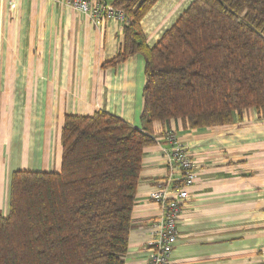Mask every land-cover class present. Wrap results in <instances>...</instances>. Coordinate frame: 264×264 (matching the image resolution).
I'll return each mask as SVG.
<instances>
[{"label": "crops", "instance_id": "1", "mask_svg": "<svg viewBox=\"0 0 264 264\" xmlns=\"http://www.w3.org/2000/svg\"><path fill=\"white\" fill-rule=\"evenodd\" d=\"M191 1L158 0L141 20L147 44ZM122 32V21L96 26L65 0H0V214L8 212L13 171L60 168L66 114L103 110L141 126L143 59L112 62ZM152 130L124 264L146 262L151 223L160 213L149 194L171 165L168 131L184 145L194 171L168 264H264V115L248 108L228 124L156 121Z\"/></svg>", "mask_w": 264, "mask_h": 264}, {"label": "trees", "instance_id": "2", "mask_svg": "<svg viewBox=\"0 0 264 264\" xmlns=\"http://www.w3.org/2000/svg\"><path fill=\"white\" fill-rule=\"evenodd\" d=\"M157 2L113 0L125 22L112 62L143 59L141 126L103 110L66 114L60 168L11 174L0 264H124L153 122L264 115V0H192L150 46L141 20Z\"/></svg>", "mask_w": 264, "mask_h": 264}, {"label": "built area", "instance_id": "3", "mask_svg": "<svg viewBox=\"0 0 264 264\" xmlns=\"http://www.w3.org/2000/svg\"><path fill=\"white\" fill-rule=\"evenodd\" d=\"M75 11L86 15L98 26L103 19H118L125 22L121 9L113 5V0H65ZM166 138L171 142L169 174L164 183L153 190L149 197L160 209L158 217L151 223V238L148 241V255L145 264H168L178 235V219L182 206L188 198L186 187L194 178L193 163L184 145L173 131ZM174 171L179 173L175 179Z\"/></svg>", "mask_w": 264, "mask_h": 264}]
</instances>
